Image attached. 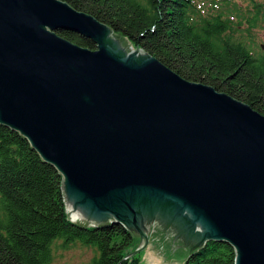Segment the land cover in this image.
Instances as JSON below:
<instances>
[{"label":"water","instance_id":"95a60500","mask_svg":"<svg viewBox=\"0 0 264 264\" xmlns=\"http://www.w3.org/2000/svg\"><path fill=\"white\" fill-rule=\"evenodd\" d=\"M0 124L59 172L72 223L136 237L127 257L183 264L217 241L234 264H264V116L93 16L61 0H0Z\"/></svg>","mask_w":264,"mask_h":264},{"label":"trees","instance_id":"16d2710c","mask_svg":"<svg viewBox=\"0 0 264 264\" xmlns=\"http://www.w3.org/2000/svg\"><path fill=\"white\" fill-rule=\"evenodd\" d=\"M93 16L114 36L159 61L182 79L202 84L264 116V52L251 29L264 20V1L241 8L231 0H61ZM239 19L235 25L229 18ZM242 21L247 36L236 35ZM58 34L90 50L89 38ZM62 178L41 159L25 137L0 124V264H50L52 243H79L94 250L87 264H140L127 257L133 235L120 224L72 223L65 211ZM226 242L207 241L183 264H234Z\"/></svg>","mask_w":264,"mask_h":264},{"label":"rangeland","instance_id":"374dc122","mask_svg":"<svg viewBox=\"0 0 264 264\" xmlns=\"http://www.w3.org/2000/svg\"><path fill=\"white\" fill-rule=\"evenodd\" d=\"M233 1L239 2L242 8H246L249 5L247 0H233ZM258 1L262 2L264 0H258ZM241 29L246 30V25L244 27H241ZM250 32L253 35L254 43L256 45V50L264 52V20L260 23V25L257 28L251 29ZM133 238L134 240L132 246L127 250L128 253H131L132 250L135 248L136 237L133 235ZM52 251L54 253V258L50 264H87L94 256V250L91 247H85L79 243H74L67 247H63L61 240H56L52 243ZM138 256L140 258L139 260L140 264H153L151 259L149 258L143 259V255L140 254V252H138Z\"/></svg>","mask_w":264,"mask_h":264},{"label":"bare ground","instance_id":"6f19581e","mask_svg":"<svg viewBox=\"0 0 264 264\" xmlns=\"http://www.w3.org/2000/svg\"><path fill=\"white\" fill-rule=\"evenodd\" d=\"M149 259H150V258H149ZM151 261L153 262V260H152V259H151ZM153 264H156V263H154V262H153Z\"/></svg>","mask_w":264,"mask_h":264}]
</instances>
